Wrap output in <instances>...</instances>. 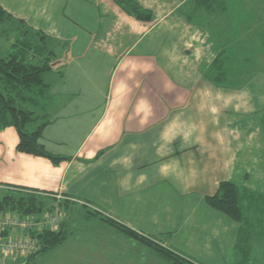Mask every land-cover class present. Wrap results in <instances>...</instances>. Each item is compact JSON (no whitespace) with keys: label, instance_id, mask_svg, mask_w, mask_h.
Segmentation results:
<instances>
[{"label":"crops","instance_id":"0c3cea01","mask_svg":"<svg viewBox=\"0 0 264 264\" xmlns=\"http://www.w3.org/2000/svg\"><path fill=\"white\" fill-rule=\"evenodd\" d=\"M136 1L150 20L113 0H0L9 21L22 20L54 42L41 142L67 158L55 164L18 153V133L7 128L0 133V195L19 188L50 198L64 212L66 244L78 247L64 256H82L83 264H170L120 228L196 264H260L264 251L239 244L247 214L234 221L207 198L231 182L240 196L264 199V94L253 85L264 71L242 91L217 87L206 72L220 47L185 20L188 0ZM226 1V32L238 37L249 68L262 51L251 40L264 36L261 6Z\"/></svg>","mask_w":264,"mask_h":264},{"label":"trees","instance_id":"16d2710c","mask_svg":"<svg viewBox=\"0 0 264 264\" xmlns=\"http://www.w3.org/2000/svg\"><path fill=\"white\" fill-rule=\"evenodd\" d=\"M126 13L138 20H150V12L140 6L136 0H113ZM182 14L189 24L196 25L210 32L218 41L220 52L212 66L206 72V78L220 88L240 89L246 83L239 76L246 72L241 60V46L238 37L234 38L232 31L226 32V0H188L182 8ZM1 21H9L10 17L0 7ZM257 20H252L250 30L256 25ZM15 26L17 28H15ZM12 27L19 33L12 49L4 58L0 57V133L7 128L16 129L19 136L17 152L36 157H45L53 163L59 164L67 158L52 155L46 151L41 139L48 122V117L41 115L45 108L49 85L45 75L53 69L52 64L57 62L56 52L53 48L52 38L44 32L36 31L27 26L24 21L12 22ZM256 28V27H255ZM254 28V29H255ZM218 31V32H217ZM261 37L260 39L257 37ZM264 36L253 35L251 40L262 41ZM225 41H224V40ZM263 42V41H262ZM264 45V42L262 43ZM238 45V46H237ZM238 47V48H237ZM253 49V43L250 46ZM246 62V59L245 61ZM43 119V122L40 121ZM42 194L34 191L15 188L0 195V215H15L18 217H32L43 220L47 215L55 216L59 207L55 206ZM209 205L226 214L234 221H242L243 214L249 228L242 233L240 247L244 252L251 249V233L256 222L264 221L259 215L264 213V199L252 193H239L231 182H222L214 197H208ZM58 231L45 230L31 232V239L37 240L39 249L28 259L24 258L18 264H30L37 255L56 248L67 239L63 229L62 217ZM246 216V217H247ZM133 239H138L154 250L161 258L170 264H196L182 255L164 247L157 239L134 232L132 229L120 228ZM20 232L18 230H13ZM11 231V232H13ZM9 232L6 236L14 237ZM20 237H23L22 232ZM14 237V238H20ZM22 257V256H20ZM245 260L244 264H248Z\"/></svg>","mask_w":264,"mask_h":264},{"label":"rangeland","instance_id":"374dc122","mask_svg":"<svg viewBox=\"0 0 264 264\" xmlns=\"http://www.w3.org/2000/svg\"><path fill=\"white\" fill-rule=\"evenodd\" d=\"M256 2H257L258 6H261L260 7V12H261L260 15H261V17L264 18V0H256ZM223 19H225V18H222V20ZM257 22L259 23L260 20L258 19ZM262 22H264V20H262ZM226 24H227V22H226ZM15 28H17V27L15 26ZM15 28L12 27V21H8V22L7 21H1V18H0V57H2V58L6 57L8 55V53L12 49L13 44L16 43L15 40L19 39V33ZM257 38H261V37L259 36ZM255 40H256L255 42L257 44L261 45L260 48H262V51L256 52V50H255V53H257L255 55V59H256L255 65H253L251 63V66L249 68H245L246 72H244L243 75L239 76V78H243L246 83L240 89H228V88H222V89L233 90V91H242V89L246 88L248 86L249 82L251 80H253L256 77V75L263 74L264 67H262V65L259 66V60L260 59L264 60V45L262 44L264 42V38L262 39L263 42L260 41L259 39H255ZM251 53L253 54V51ZM240 58L242 60V56H240ZM46 76L47 75H45V78H46ZM260 82L261 83H256L253 85L255 86V88L258 91L261 92V94H264V81H260ZM40 121L43 122V119L40 118ZM239 197H240V195H239ZM58 215H60L62 217V220L64 219V212L62 210H58L57 216ZM260 216L264 217V213H261L259 215V217ZM77 226H75V227H77ZM77 229H82V228H77ZM250 235H251V239H252L250 244L252 245V247L254 249L260 250V252L264 251V221L260 222V219H258V221L256 222V226H255V228L253 227V230L251 231ZM67 239H68V237H67ZM66 240L64 242H62L60 245H58L56 248H54L52 250L45 251V252L35 256L30 261V264H83L82 256L77 257L76 259H73L72 257L66 258V256H64L68 253H73L74 249L77 247L73 244L75 242H71V243L66 244ZM93 241H95L94 242L95 245H97L99 247V244L96 242L97 240H94V238H93ZM61 248L63 251L60 254H58V250H61ZM75 253H77V252H75ZM24 258L28 259V257H20V256H18V254H13V256L11 255V256L6 257L5 260L3 261V263H1V264H18V263H21L22 261H25ZM114 261L116 264H121L119 260H114ZM260 261H262L261 263L264 264V259H261Z\"/></svg>","mask_w":264,"mask_h":264},{"label":"built area","instance_id":"2783aa9c","mask_svg":"<svg viewBox=\"0 0 264 264\" xmlns=\"http://www.w3.org/2000/svg\"><path fill=\"white\" fill-rule=\"evenodd\" d=\"M60 225L61 218L57 215H47L40 221L32 217L0 215V264L3 263L6 257L13 256V254H18V256L22 257L33 255L38 251L39 246L37 240L31 239V232L58 231ZM13 230L22 232L24 236L20 238L6 236Z\"/></svg>","mask_w":264,"mask_h":264},{"label":"water","instance_id":"95a60500","mask_svg":"<svg viewBox=\"0 0 264 264\" xmlns=\"http://www.w3.org/2000/svg\"><path fill=\"white\" fill-rule=\"evenodd\" d=\"M52 66L55 67V63H53Z\"/></svg>","mask_w":264,"mask_h":264}]
</instances>
